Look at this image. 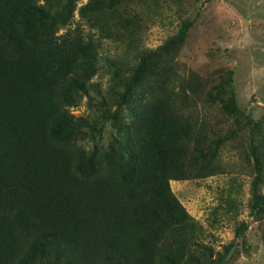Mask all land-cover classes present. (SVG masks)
Wrapping results in <instances>:
<instances>
[{"label":"trees","instance_id":"trees-1","mask_svg":"<svg viewBox=\"0 0 264 264\" xmlns=\"http://www.w3.org/2000/svg\"><path fill=\"white\" fill-rule=\"evenodd\" d=\"M49 2L0 0V264H223L235 245L214 259L195 248L201 226L169 184L210 172L215 139L153 96L125 122L126 134L86 150L97 125L70 106L91 98L98 44L79 31L56 34L70 7L52 11ZM214 96L237 108L231 76ZM254 160L256 184L263 162ZM251 211L264 213L262 194Z\"/></svg>","mask_w":264,"mask_h":264},{"label":"rangeland","instance_id":"rangeland-1","mask_svg":"<svg viewBox=\"0 0 264 264\" xmlns=\"http://www.w3.org/2000/svg\"><path fill=\"white\" fill-rule=\"evenodd\" d=\"M61 3L70 9L56 34L79 31L98 44L97 69L86 81L91 98L70 106L97 125L82 140L84 148L100 151L126 134L125 122L146 99L159 97L215 139L210 172L169 181L201 226L193 246L214 259L234 244L223 264H264V213L251 211L254 194L264 196V0H50V9ZM185 23L184 39L165 46ZM137 67L119 108L123 84ZM228 76L236 109L214 96ZM255 156L263 162L256 184Z\"/></svg>","mask_w":264,"mask_h":264}]
</instances>
